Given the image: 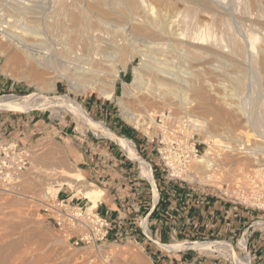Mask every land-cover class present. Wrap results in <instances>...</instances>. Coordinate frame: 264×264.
I'll return each mask as SVG.
<instances>
[{"label":"bare ground","instance_id":"obj_1","mask_svg":"<svg viewBox=\"0 0 264 264\" xmlns=\"http://www.w3.org/2000/svg\"><path fill=\"white\" fill-rule=\"evenodd\" d=\"M6 1L8 0H4V1L1 0L0 3L5 2L4 4H6L8 3ZM77 1L80 2V6L72 5L74 6L72 7L69 6L70 2L68 4L67 0H53V4H55L54 5L55 14L57 15L58 18L57 19L55 18L56 20L54 21V17H53V20H51L50 23L51 25H48V28L50 30L59 31V36L57 34L55 35V37L57 36L59 38L56 41L57 47L54 48L51 52L50 50L52 48L48 50L49 52L45 51L47 45L46 47H44L45 41H43L44 37L43 36L41 37L40 35L41 33L39 31L40 30L39 25H38V30L35 24H34L35 27L33 25H31L33 27H29L27 25L25 26V24L24 27L21 26L20 22L21 21L23 22L24 21L23 18L24 17L27 18V15H29V18L32 21V23L30 22V24H33V20L36 19L35 17L34 19H32L33 17L31 18L30 16V14H32L31 11L33 10V6L30 3L32 2V0H25V1L12 0L10 2V6L7 5L9 7H7L6 5L4 6L7 9L8 16L6 13L5 14L8 18L6 17L7 19L5 20L2 19V21H0V36L7 44L6 46L8 49L6 51H9V53L13 54V57L16 59V62L21 64L24 63V65H27L31 69L34 80L28 77H24V79L28 83L33 82V84H35L36 80L41 81L43 79V75L45 74L44 69L51 70L52 66L56 65V64L53 65L51 62L53 61V59H55L62 63H65L67 65V68H69L68 69L69 73L66 74L64 77L67 80L69 87L72 91L83 90L84 88L93 87L96 84L97 85L99 84L101 95L109 99L112 97L113 95L112 92L115 89L116 82L120 78V73L116 66L118 64L121 65L123 67L122 69H124V71L126 72L128 70L129 64L131 63L129 61V58L127 59V57L130 56L131 58H133L138 51L137 47L131 48L130 51L128 50V48L124 47L125 44L124 41L127 42L129 40L128 38L131 37L134 40L136 39V41L142 42V44L145 45L144 47L146 48V50L145 51H141L142 49L140 50L142 52V59L140 60L139 64H137V66L133 67L132 70L135 73V79L131 83L123 82L122 96L118 101V105L120 106L121 110L124 111V113L126 114L127 118L130 121H138L141 115L138 116L135 114V112L133 113L132 110L130 111L129 110L130 108L128 109L126 107V100L134 99L139 104L141 103L139 100L140 97L139 95L140 92L145 89L144 86L140 83L142 79L143 80L148 79L149 81H152L155 84H157V86L165 87L167 90L178 89L179 91L187 90V92L192 87V85L193 84L195 85V83L197 82L202 85L203 89L206 88L208 92L215 93L216 91L214 90L216 88L214 87L216 84L214 85V82L210 83L207 80L208 78H211L213 80L215 79L218 82L217 86L219 90L221 89L224 91V95L221 92L223 95V99L226 98L232 99V97L235 96L233 94H236L233 93L232 91L231 92L233 94L232 93L229 94V92L226 90L229 85L226 86L225 82H228L227 84L230 83V85H234L235 89L237 87L238 90L241 91L240 87L243 85V80H244L243 78L246 79L247 77V76L244 77V75L246 74L245 71L248 72V70H245L246 66L248 65V63L246 64V61H249L246 56L248 55L249 52L247 44L242 45L240 41H238L237 39L239 36H236L235 34H231L229 31H226L224 35L226 40V44H225L226 46L224 49L222 48L224 47L223 45L222 47L217 48L210 44L211 38L215 36L214 34L215 33L221 34V32H223L225 28V25L227 23L228 24L231 23V21L226 23V20H229L226 19L228 13L226 15L225 13L226 7L224 8L223 7L224 5H220L219 4L220 1L217 2L216 0H172L173 2L171 3L167 2L166 0H96L95 2L93 1L91 2V0L90 1L77 0ZM41 3L43 4V1ZM44 5L47 6L45 1H44ZM155 5H158L156 6L157 8L160 6V8H158L157 10L158 13L156 12L157 16L155 15L156 17L154 18L152 17V14L154 13V10H156ZM244 5L246 10V12H244V15H242V17H240L241 15L240 16L233 15V16H237L238 18L240 17L239 22L241 20L242 24L250 28V31L264 36V0H245L243 7ZM39 11L40 10H38V13H40ZM49 14L51 13L49 12ZM32 15H34V13ZM50 16L52 17V15ZM19 17H21L23 20H21ZM199 17L200 19L197 20L196 18ZM17 18H19L20 20L19 19L17 20ZM201 18H203L202 21ZM16 21H19V25L21 27L19 25L15 26L14 22ZM46 23L45 25H47ZM16 27H19L18 29L19 31L13 30ZM231 27L233 28L232 25ZM242 28L245 29V27ZM105 32H108L106 34L111 35L110 38L105 36L106 35ZM51 34H49L48 36H50ZM116 35L117 36L121 35L123 37L124 41L121 40L123 43H119L118 40L113 38ZM29 36L33 37L35 39V42L34 40L33 42H31V40H29ZM245 36H247V34ZM53 38H50L48 40H51ZM192 39L194 40L196 39L197 41H194ZM262 39H263L261 40L263 42L262 44H264V38ZM47 42L48 41H46V43ZM262 44L261 46L258 45L260 47L259 49H256V51L257 50L259 51L260 55L258 54L257 55L260 56V58L258 57L260 61L257 59L254 60L255 62L259 61L260 63L258 62L259 64L256 63L257 65L256 64L254 65L259 67L260 69L259 73L261 72L262 74H264V45L262 46ZM127 45L128 44H126L125 46L127 47ZM3 53L5 54L6 52ZM250 55L252 54L250 53ZM245 56L247 60H245L244 58ZM173 58H176V60L180 62L179 65H181V68L179 66L178 71H176L175 67L172 65L174 62ZM88 62L96 63V66L98 65L99 69L98 68L90 69V68H85L86 66L85 67L82 66ZM252 62L253 61H251V64ZM92 63L91 65L93 66ZM250 65H248V67ZM100 67L104 68V70H106L105 72L107 71L109 72V74H107L109 77L103 74L104 71L101 70ZM253 70L254 68L251 67V71ZM251 71L250 73H252ZM256 72L257 71H255V74L253 75L257 76ZM251 75L250 78H252ZM260 75L257 76L258 79H260L261 77ZM255 76H253L254 79H256ZM263 76L264 75H262V78ZM59 81H60L59 77H51L48 79L47 82L52 92L56 89V85L58 84ZM259 85L261 84L258 83V86ZM258 86L256 87L257 89ZM260 90L257 91L260 92ZM38 91H39L38 94H32L25 97H18V96L2 97L0 98V110L7 112H15V113L30 112L33 110H40V111L51 110L54 113H56V115H58L59 113L58 111L61 110L65 113L66 112L70 113L75 117V119H77L80 123L86 126L87 129L93 132L97 137L109 139L115 142L116 144H118L123 150L121 151L124 152V154L126 153L125 155L128 158H130V156L136 157V160L138 161L140 168L142 170L143 177H145V179H147L153 184V188L155 191L154 196L156 197L155 200L156 201L158 200L159 193L157 187L153 182V172L148 167L145 160L142 159V157L138 154L137 152L138 150L136 151L132 142L118 136V134H115L113 131L106 128L102 123L94 121L89 116V114L84 110V108L70 97L45 96L44 87L38 88ZM169 92L172 91L169 90ZM217 92L219 91L217 90ZM153 95H157V94L153 93ZM255 98L258 99L257 97ZM228 99L226 100L228 101ZM259 99L262 98L260 97ZM184 100H185L184 98L181 99V104L185 103ZM259 101H257V103L255 104L260 103ZM128 104L130 105L129 102ZM186 106L187 105H184V107ZM187 113H191V112H187ZM256 115L260 117L252 120L250 122V125L255 131L260 132V134L258 133L259 134L258 137L262 138L263 140L264 114L262 113L261 115L258 114ZM146 117L147 119L149 118L151 122L153 121V116L151 114H147ZM222 117L223 115L221 114V118ZM201 127H203L204 129L206 128L203 126V124L201 125ZM205 130H206L205 134L211 133V131L208 132L207 129ZM225 133L226 136L228 134L233 135V132L230 128L226 129ZM247 136H248L247 139H249V135ZM233 137L236 138L235 135ZM263 146L261 147V145L258 146L257 144L256 149H258L259 151L258 150L257 152L250 151V153L264 152ZM55 156L51 151L45 155H42V158H40L39 156V158H37V161L36 159L35 161L39 162L38 166L40 165L41 162H43V163H47L50 167H55V169L52 168L51 170H49L50 172L47 174L48 175L50 174L49 176L57 175L60 177L61 181L59 180L60 182L57 183L59 187L60 188L68 187L69 189L74 190V196H78V195L82 196L85 200L89 202L90 209H96L98 207V202L101 200V197L103 196L102 190H100L99 188L95 187L90 183L84 182L85 181L84 177L80 175L79 172L65 171L62 168L64 163L61 160H59L58 157ZM43 163H41V165ZM60 188L58 189L49 188L48 189L49 191L46 189L47 193L45 191L46 194L42 198L44 199L46 196V198L49 200L56 199L59 191L61 190ZM14 196L16 197V195ZM9 201L6 200V202L0 203V212H2L6 206L15 205L16 203ZM261 225H263V223L261 222H258L256 224V226H261ZM143 226L146 230L147 229L146 221L143 222ZM161 246L162 249L173 252L174 251L181 252L184 249L185 250L196 249L199 251L209 252V253L217 252V253H221L222 255L232 256L233 254L232 253L233 247L230 243L209 242L206 244H200V243L183 242V243H176L165 246L161 245ZM238 247L245 252L246 241L244 239L240 240L238 243ZM237 261L240 262L239 264H250V258L248 255L246 256L245 261H241L240 259H237Z\"/></svg>","mask_w":264,"mask_h":264},{"label":"rangeland","instance_id":"obj_2","mask_svg":"<svg viewBox=\"0 0 264 264\" xmlns=\"http://www.w3.org/2000/svg\"><path fill=\"white\" fill-rule=\"evenodd\" d=\"M11 1L12 0L6 1L8 2L6 4H4L5 2L0 3V13L2 14L4 12L3 17H2V19L4 20L8 18L7 9L4 6L5 5L10 6ZM42 1H43V4L41 3ZM44 1L47 6L44 5ZM92 1L95 2L96 0H91V2ZM166 1L169 3L173 2L172 0H166ZM216 1L217 2L220 1L219 4L224 5L223 6L224 8L226 7L225 13L226 15L228 13V15L226 16V19H229V20H226V23L230 21L231 23L229 24L227 23L226 25L228 26L225 25L223 32H221V34L223 33L222 35L220 33H215L214 34L215 36L213 37L214 39L211 38L210 44L217 48H220L223 45L224 47L222 48L224 49L226 46L225 45L226 40H225L224 35L226 31H229L231 34H235L236 36H239L237 38L238 41H240L242 45L247 44L248 51L252 54L250 55V53L248 52V55H246L248 60L250 61V62L246 61V64L248 63V65H250L251 61L253 62L249 67L248 65L246 66L245 70H248L249 73L245 71L247 75L245 74L244 77L247 76L246 77L247 80L243 78L244 86L242 85L240 87L242 92L239 91L237 87L235 89L234 85H230V83L227 84L228 82H225L226 86L229 85L226 89L229 92V94L232 92L236 93V94L232 93L233 95H235L232 97L233 100L226 98L228 99L227 101L226 99H223L224 91L221 89L219 90L217 86L218 82L215 79L213 80L211 78H208L207 80L210 83L214 82V85L216 84L214 88H216L219 92H217L216 89L214 90L216 91L215 93L208 92L206 88L203 89L202 85L197 82L195 83V85L194 84L192 85V87L188 90V92L187 90L179 91L178 89H173V90L169 89L172 91V92H169V90H167L165 87L157 86V84H155L152 81H149L148 79L147 80L142 79L140 83L144 86L145 89L141 91L139 95L140 96L139 100L141 103L139 104L134 99L126 100V107L128 109L130 108L129 110L130 111L132 110L133 113L135 112L136 115L138 116L141 115L138 121H130L127 118L124 111L121 110L120 106L118 105V101L122 96L123 82L131 83L135 79V73L132 71L133 67L139 64L140 60L142 59L141 51H145L146 48L144 47L145 45L142 44V42L136 41V39L134 40L131 37H130L131 40L130 38H128L129 40L125 42L121 35H118V36L116 35L113 38L118 40L119 43H123L122 41H124L125 43L124 47L128 48L129 51L131 48H134V47L135 48L137 47L138 51L133 58H131L130 56L127 57V59L129 58L131 65L129 64L128 70L126 72L124 71V69H122L123 67L121 65L118 64L116 66L117 69L119 70L120 78L116 82L115 89L112 92L113 93L112 97L109 99L101 95L99 84L98 85L96 84L97 87L95 85L93 87L84 88L83 90L72 91L69 87L67 80L64 77L66 74L69 73L68 71L69 68H67V65L65 63H62L55 59L51 61L53 65L56 64L54 65L55 67L52 66L51 70L44 69L45 74L43 75V79L41 81L36 80L35 84H33V82L28 83L24 79V77H28L34 80L31 69L27 65H24V63L21 64V63L16 62V59L13 57V54L9 53V51H6L8 49L6 46L7 44L0 36V83H3V84L5 83L4 87L7 86V88H4V87L0 88V98L6 97V96L25 97V96H29L32 94H38L39 93L38 88L40 87L41 88L44 87V90H45L44 95L48 97L68 96L74 101H76L77 103H79L94 121L102 123L106 128L110 129L115 134H118V136L124 138L125 140L132 142V144L135 146V149L138 150L137 151L138 154L142 157V159L145 160V162L147 163L150 169L151 167L148 163V160L144 156L147 150H143L141 146L145 144V141L143 140L145 133H149V132L151 133V131H148L147 129L151 120L149 118L147 119L146 116L147 114H151L154 119L157 114L169 108L175 111H179V112H186V113L191 112L187 114L189 115L192 114L194 117H197L198 119H200V121H202L201 125L203 124V126L206 127L205 129H207L208 132L211 131V133H207L205 135L210 134L209 136H211L213 139H222V137L225 136L223 138H225L229 143H232L233 146L239 145L243 141L248 140L253 146V148L256 149L257 144L258 146L261 145L262 147L263 146L262 142H264V139L262 140V138L258 137L260 132L255 131L251 127L250 122L254 120L255 118L260 117V116H257L256 114L258 115H261L262 113L264 114V109H263V106H264V103H263L264 102L263 100L264 99V95H263L264 94V87H263L264 79L263 78L264 76L262 78V75L264 74H262L261 72L259 73L260 69L259 67L256 66L257 64L260 63L259 62L260 60L258 59V57L260 58V56H258L260 54L258 50L256 51V49L260 48L259 46H261V44L263 43L261 40H263L262 38H264V36L250 31V28L242 24L241 20H240L241 23L239 22V18L242 17V15H244V12H246L245 5L243 7L245 0H216ZM30 3L33 6V10L31 11V13L32 14L34 13V15L30 14V16L31 18L33 17L32 19H34V17L36 19L33 20V24H30V22L32 23V21L29 18V15H27V18L23 16L24 21L20 22L21 26L24 27V24H25V26L27 25L29 27H33L35 24L38 30V25H39V29H40L39 31L41 33L40 35L41 37L42 36L44 37L43 41H45L44 47H46L47 45L45 51L49 52L48 50L52 48L50 50L51 52L54 48L57 47L56 41L59 38L57 36L55 37L56 34L59 36V31L50 30L48 28V25H51L50 23H51V20H53V17H54V21L58 18L54 10L55 4H53V0L52 1L51 0L49 1L32 0V2ZM67 3L69 4V6H72V5L80 6V2H78L77 0H67ZM156 6L158 5H155V7ZM158 8H160V6ZM158 8L157 7L155 8L156 10H154L152 17L155 18L157 16L156 14L158 13L157 12ZM38 10H40L39 11L40 13H38ZM49 12L51 14H49ZM5 13L7 14V16ZM50 15H52V17ZM233 15H238V16L241 15V16L238 18L237 16H233ZM21 17L19 18L23 20ZM233 17L236 19H234ZM19 18H17V20ZM26 19L29 21H27ZM196 19L199 20L200 17ZM202 19L203 18H201V21ZM35 20L38 22H36ZM45 23L47 25H45ZM14 24L15 26L19 25V21L14 22ZM230 24L233 26V28L231 27ZM40 25H41V28H40ZM44 25L47 27H45ZM242 27H245V29H243ZM18 29L19 27H16L13 30H18ZM43 31L45 32L46 35L44 34ZM106 33L108 32H105V34ZM49 34H51L52 36L51 35L48 36ZM246 34L247 36H245ZM105 36L110 38L111 35L106 34ZM50 38H53V39L48 40ZM192 38H195V37H192ZM29 40H31V42H33L34 40L35 42V39L31 36H29ZM46 41H48L47 42L48 44L46 43ZM194 41H197V40L195 39ZM126 44H128L127 47L125 46ZM263 45L264 44H262V46ZM3 52H6V53L4 54ZM246 56L244 57L245 60H247ZM256 59L259 60L258 61L259 63L254 61ZM173 61L174 62L172 65L175 67V70L178 71L179 66L181 68V65H179L180 62L177 61L176 58H173ZM91 63L92 62H88L82 66L83 67L86 66L85 68H90V69L91 68L99 69V66L97 65L98 66L97 67L96 63H92L93 66L91 65ZM251 67L254 68L255 71H257L256 72L257 76L262 74L260 75L261 76L260 79H258L257 76L253 75L255 74V71L253 70L254 71L253 73V71H251ZM100 69L104 71L103 72L104 75L109 74L108 71L105 72L106 70H104V68L100 67ZM250 71L252 73H250ZM250 75L252 76V78H250ZM253 76H255L256 79H254ZM51 77L60 78V81L56 85V89L53 92L50 90V87L47 82L48 79ZM258 83H260L261 85L258 86ZM197 84H199L200 86ZM256 85L258 86V89L256 88L257 87ZM228 88L230 89L232 88V89L230 90ZM257 90H260L262 95ZM116 92L118 94V97L114 98V93ZM221 92L223 93V95ZM153 93L157 95H153ZM256 93L258 95L260 94L261 96L259 95L258 97ZM255 97H257L258 99H256ZM260 97L262 99H259ZM180 98L185 99L184 104H181ZM257 101H259L261 104L260 103L255 104L257 103ZM128 102L130 103V105L128 104ZM184 105H187V106L184 107ZM107 106L110 107L109 108L110 115L108 119H106V116H103L105 112L101 111L102 108H107ZM58 112H59L58 115H56V113H54L51 110H45V111L33 110L30 112H23V113L7 112V111L0 110V122H3L5 120L4 118H20V117L30 116V115H33V116L39 115L40 119L43 121L42 123H43V128H44L42 129L43 130L42 133L40 132L39 134H36V136L33 137V142L26 146V148L30 149V152H31L32 165L30 169H28L23 175L21 187L18 193L8 194V193L0 192V203L6 202V200L8 201L10 200L9 202H16L15 205H9L10 207L6 206L5 209L3 211L1 210L2 212H0V237H1L0 238V264H100L99 261H94L93 263H91L92 253L88 251L71 248L64 241L61 235H59V233L55 230L54 226L46 220V216L43 213V208L46 203H49L51 201V199L50 200L47 199L46 196L44 199L42 197H44V195L47 193V190L49 188L50 189L60 188L57 183L60 182L61 179L57 175L49 176L50 174L49 175L47 174L50 172L49 170H51L52 168L55 169V167H50L47 163H43V162H41L43 163L42 165L40 163V165L38 166L39 162H36V161H37V158H39V156L40 158H42V155H45L52 151L53 155L54 156L56 155L55 157H58V159L64 163L62 168L65 171L76 172L77 169L74 163L75 158L73 157V155H71V152L74 151V149H79V148L83 149L86 145L87 140H90L93 142L94 141L103 142V143L111 142L112 145H114V147L119 148L120 150L122 149L118 144H116L115 142L109 139L97 137L93 132L87 129L86 126H84L77 119H75V117L71 115L70 113L68 112L65 113L61 110H59ZM221 114L223 115L222 118H221ZM143 116L146 118H144ZM114 118L117 122H119L118 125L112 123L111 119H114ZM18 127L19 125H15V128H18ZM229 128L232 130L233 135L228 134L226 136L225 130ZM205 129H204V132L206 131ZM234 135L236 138L233 137ZM247 135H249V139H247L248 138ZM139 141H140V144H139ZM129 159L134 161L136 163V166L139 167V169L135 172L137 174V177L145 179V177H143L142 175V170L140 168L138 161L136 160V157L130 156ZM227 162L232 164V167L242 166L246 168H252L254 167L257 161H256V156L251 155L250 157H246V158H242L239 156L228 157ZM45 166L50 169L46 168ZM212 175L213 174L211 172L206 171L204 174L200 176L201 177L200 184L203 186L208 185L207 179L216 180L217 177L214 175L212 176ZM208 176H211V177L208 178ZM84 182L89 183L86 180ZM157 185H158V191H159L158 193L161 194L162 193L161 187L159 186L158 182H157ZM210 185L216 186V184H213V183H210L209 186ZM60 189L61 190L63 189L64 191L69 190L68 187H62ZM154 192L155 191L153 188V193ZM14 195H16V197ZM161 196L162 195H160V198ZM17 197H20V198H17ZM76 197H82V196L78 195ZM34 198H37V199H34ZM83 204H87V202L85 201L83 202ZM140 221L139 223H141ZM146 224H147V221H146ZM141 226L143 228V231L150 237L151 235H150L149 224L146 230L143 224H141ZM183 242H196V241H182L181 240V241H175L172 243H167L166 245L183 243ZM201 242L203 241H199V243ZM220 242H227V243H230L231 245L232 243H235V241H220ZM160 247L162 248V246ZM185 251H191L195 253L196 255L205 256V257H214V256L220 257L219 255H216L215 253L203 252V251H199L196 249H186ZM148 252H150V250H146V248L142 245V243L139 240L133 241L131 239L130 240L124 239L123 237V239H119L117 242H112V241L108 242L105 248H103L102 257L107 259L108 264H151V261L149 259L150 254ZM227 256L228 255H226L225 259L228 258ZM229 261H232V260H229Z\"/></svg>","mask_w":264,"mask_h":264},{"label":"built area","instance_id":"obj_3","mask_svg":"<svg viewBox=\"0 0 264 264\" xmlns=\"http://www.w3.org/2000/svg\"><path fill=\"white\" fill-rule=\"evenodd\" d=\"M2 17L3 13H0V21ZM201 123L197 117L171 108L157 114L150 122L148 131L151 133H145L144 141L149 150L147 160L152 168L153 182L157 190V182L160 187L162 181L177 183L188 188L190 195L200 193V188H209L228 205L229 212L238 213L240 209H245L257 213L251 225L235 239V243H232V256L228 255L225 259L226 255L215 252L220 256H217L218 258L229 264H239L237 259L245 261L248 255L252 264L251 241L255 234L264 240V152L250 153L257 150L248 140L233 146L225 138L213 139L205 135ZM251 155H255L257 161L252 168L232 167V164L227 162L228 157L246 158ZM31 165L30 149L23 147L19 140L6 137L0 130V192H18L22 177ZM206 171L217 178L207 179L208 185L203 186L200 184V176ZM141 179L151 185L153 192V184L144 178ZM210 183L216 186H209ZM60 191L56 199H51L43 208L46 220L71 248L92 253L91 263L99 261L100 264H108L107 259L102 257V252L108 244L111 223L97 208L90 209L88 201L87 204L75 201L73 190L69 189L70 193L64 199L59 198ZM160 195L159 193L157 204ZM144 220L147 221L148 228V217L141 219L140 224H143ZM258 222L263 225L256 226ZM242 239L246 241L245 252L237 246ZM209 242L227 243L203 241L200 244Z\"/></svg>","mask_w":264,"mask_h":264},{"label":"crops","instance_id":"obj_4","mask_svg":"<svg viewBox=\"0 0 264 264\" xmlns=\"http://www.w3.org/2000/svg\"><path fill=\"white\" fill-rule=\"evenodd\" d=\"M4 84L0 83V88ZM117 97L116 92L114 98ZM109 108H99L105 112L106 119L110 115ZM4 119L0 122L2 133L19 140L23 147L32 143L33 137L44 129L39 115ZM111 121L119 124L115 118ZM15 125L19 127L15 128ZM141 146L147 150L144 156L148 159L149 150L145 144ZM71 155L75 158L77 171L103 192L97 210L111 223L108 242H117L123 237L139 240L146 250H150L151 264H229L217 256L205 257L191 251L169 252L160 246L181 240L235 241L257 216L245 209L229 212L228 205L212 189L200 188V193L190 195L188 188L168 181L161 183L162 196L157 204L151 185L135 173L139 167L111 142L87 140L83 149H74ZM69 193L62 189L59 198H66ZM75 201L87 202L76 196ZM143 217H148L150 237L139 223ZM250 251L252 264H264V240L260 235L253 237Z\"/></svg>","mask_w":264,"mask_h":264}]
</instances>
